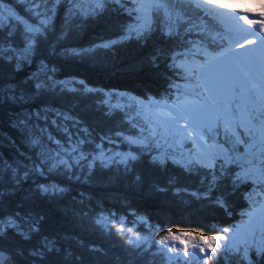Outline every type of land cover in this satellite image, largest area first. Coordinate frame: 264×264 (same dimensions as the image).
Wrapping results in <instances>:
<instances>
[{"label":"snow or ice","instance_id":"obj_1","mask_svg":"<svg viewBox=\"0 0 264 264\" xmlns=\"http://www.w3.org/2000/svg\"><path fill=\"white\" fill-rule=\"evenodd\" d=\"M244 3L246 10L230 11L242 5L227 0H0V29L9 39L21 33L23 41L19 49L0 46V59L9 63L14 60V72L22 71L25 65L32 66L40 41L54 30L63 6V27L49 45V56L108 67L98 55L101 51L111 52L134 43L142 55L128 70L141 71L164 82L163 95L140 94L141 99L134 105L135 118L128 120L131 131L116 133L127 150L113 151L96 144L98 151L88 160L90 171L97 164L104 170H123L125 175H131L125 181L130 192L153 194L159 191L156 185L145 187L141 176L134 172V165L148 156L151 164L161 168L171 164L197 177L199 185L191 193L197 201L225 213L239 209L235 223L213 234L156 228L150 216L135 210L131 223L139 222L146 233L159 231L162 235L157 241L147 234L139 235V228L134 231L129 227L127 238L119 242L122 254L116 257L118 264H264V0ZM108 12L123 18L118 34L88 46L58 48L68 38L69 25L82 30ZM57 71L56 65L41 57L25 79L33 81L37 95L57 87L76 92V84L83 85L86 94L100 92L82 78L57 79ZM5 94L10 101H28L23 90L16 94L15 84L0 87V96ZM42 111L56 110L45 107ZM32 115L47 119L39 110ZM56 115L60 113L56 111ZM128 115L124 113V117ZM63 119L72 117L64 113ZM121 121L124 123L123 117ZM17 124L24 126L27 120L13 121L11 126ZM81 131L87 134L86 128ZM39 143L38 137L31 139L32 145ZM83 144L80 140L79 145ZM69 151H78V146L72 145ZM87 155L80 152L73 160L79 162ZM59 163L67 161L61 158ZM5 164L10 167L7 161ZM36 171H41L39 166ZM16 172L12 168L13 177ZM118 182L119 177L113 175L107 184ZM54 189L63 191L43 185L39 190L44 194ZM120 200L124 201L123 208H132L131 203H126L128 196L122 195ZM118 215L123 214H96L93 223L101 232L109 218L129 223L118 219ZM0 224L16 226L11 217ZM108 234L115 235L111 231ZM47 248L52 250L51 242ZM29 254L44 256L35 251ZM70 255L66 253L65 258ZM4 259L0 254V264Z\"/></svg>","mask_w":264,"mask_h":264},{"label":"trees","instance_id":"obj_2","mask_svg":"<svg viewBox=\"0 0 264 264\" xmlns=\"http://www.w3.org/2000/svg\"><path fill=\"white\" fill-rule=\"evenodd\" d=\"M62 9L63 6L54 30L49 32L47 39L40 41L31 67L25 65L22 71L14 72V60L9 63L0 59V87L15 84L16 94L23 90L28 98L27 102H21L8 100L6 94L0 96V221L11 217L16 223L15 227L0 224V254L6 257L3 264H118L116 257L122 254L119 242L126 239L127 234L109 223L101 232L93 223L96 214L122 213L118 219H127L134 231L139 228L138 234H147L157 241L161 232L146 233V228L139 222L131 223L133 211L139 210L141 215L150 216L156 228L164 226L175 231L213 234L223 226L235 223L239 219L238 208L234 213H225L204 201H197L191 193L199 185L198 178L171 164L161 168L149 163V157L144 156L134 165V172L141 176L145 187L155 184L159 189L153 194L130 192L125 181L130 180L131 175H125L123 170L119 173L115 169L104 170L98 164L89 170L88 160L96 152V144L114 151L127 150L116 133L131 131L128 120L135 118L134 105L141 99L140 94L163 95L165 84L144 72L128 70V66L142 55L134 43L111 52L101 51L98 55L106 60L108 67H92L87 61L49 56V45L63 27ZM122 19L118 14L108 12L97 21H90L82 30L69 25L68 38L58 48L88 46L100 38L114 36L119 32L118 24ZM2 31L0 29V46L11 45L17 49L22 46L21 33L17 32L9 39ZM41 57L57 66L55 78H82L100 92L86 94L83 85L76 84V92L57 87L35 94L33 81L25 78L35 70ZM105 92L111 95H104ZM117 95L125 97L117 98ZM45 107L55 109L60 115L57 116L56 111L43 112ZM37 110L47 119L32 115ZM125 112L128 117H124ZM64 113L72 119L64 120ZM21 118L27 120L26 125L11 126L13 121ZM82 128L87 129V134L81 131ZM35 137L40 143L34 146L31 139ZM80 140L84 141L83 145H79ZM69 143L77 145L78 151L65 152L70 149ZM80 152L88 155L75 162L73 157H78ZM61 158L67 163L60 164ZM37 166L40 172L36 171ZM12 168L17 169L15 177ZM25 172L27 176H23ZM113 175L119 177V182L108 185V178ZM41 185L55 186L63 191L54 189L51 193L41 194ZM122 195L128 196L126 203H131V209L121 206ZM109 231L115 235L108 234ZM49 242L52 243L51 251L47 248ZM33 251L44 253L43 258L31 256L29 253ZM66 253L71 254L67 259Z\"/></svg>","mask_w":264,"mask_h":264},{"label":"rangeland","instance_id":"obj_3","mask_svg":"<svg viewBox=\"0 0 264 264\" xmlns=\"http://www.w3.org/2000/svg\"><path fill=\"white\" fill-rule=\"evenodd\" d=\"M228 3H236L237 5H247L244 3V0H227ZM250 2V0H249ZM239 7V6H238ZM216 11H219L218 9ZM230 11H237V7L234 9H230ZM212 13H210L211 15ZM125 96L122 95H117V98H123ZM77 144V143H76ZM72 144L69 143L67 144L68 148H71ZM95 150L98 151V149L95 146ZM114 151V150H113ZM65 152L70 153L69 149H67ZM59 156L61 157H66L64 154H59ZM120 220H123V218H120ZM107 223L112 224L113 226H115L118 230L122 231L123 233L128 235V228L131 227L128 224H120L117 222V220H113L111 218H109L107 220ZM6 224H4L3 226H5ZM7 226V225H6ZM5 227H2V229H4ZM132 228V227H131ZM140 235V234H139ZM142 236V235H141ZM190 250H191V246H190Z\"/></svg>","mask_w":264,"mask_h":264}]
</instances>
